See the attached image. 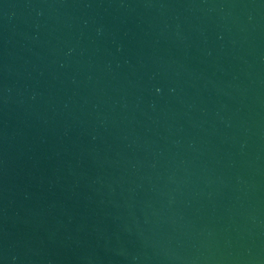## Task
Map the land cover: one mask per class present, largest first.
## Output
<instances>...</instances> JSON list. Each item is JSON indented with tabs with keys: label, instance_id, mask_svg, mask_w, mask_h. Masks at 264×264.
Segmentation results:
<instances>
[{
	"label": "water",
	"instance_id": "obj_1",
	"mask_svg": "<svg viewBox=\"0 0 264 264\" xmlns=\"http://www.w3.org/2000/svg\"><path fill=\"white\" fill-rule=\"evenodd\" d=\"M0 264H264V0H0Z\"/></svg>",
	"mask_w": 264,
	"mask_h": 264
}]
</instances>
